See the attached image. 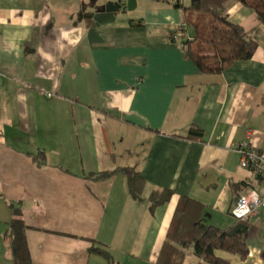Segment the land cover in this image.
<instances>
[{
    "label": "crops",
    "instance_id": "crops-1",
    "mask_svg": "<svg viewBox=\"0 0 264 264\" xmlns=\"http://www.w3.org/2000/svg\"><path fill=\"white\" fill-rule=\"evenodd\" d=\"M106 1L0 0V264H16L14 218L31 264H156L179 197L224 229L238 196L264 193L235 152L248 131L264 151V25L255 13L228 4L230 22L255 32L257 47L211 75L170 38L185 16L169 0H136L113 22L87 25L85 14ZM40 152L36 167L29 155ZM120 167L144 179L142 202L120 175L91 180ZM155 190L173 196L149 212ZM248 221V255H224L231 264H264V208Z\"/></svg>",
    "mask_w": 264,
    "mask_h": 264
},
{
    "label": "trees",
    "instance_id": "trees-1",
    "mask_svg": "<svg viewBox=\"0 0 264 264\" xmlns=\"http://www.w3.org/2000/svg\"><path fill=\"white\" fill-rule=\"evenodd\" d=\"M170 1V0H169ZM236 2L252 10L259 22L264 25V0H189L187 6L178 7L184 13L186 31L190 39L181 41L185 56L190 59L201 74H220L228 66L237 61L249 60L254 54L256 34L246 32L242 27L228 19V4ZM92 14L84 16L87 25H92ZM177 31L170 38L173 39ZM190 136H200V132L190 128ZM36 167L45 162L43 153L29 155ZM115 175L125 179L128 195L137 202H142L145 181L134 168L120 167L113 171L95 174L91 180L107 181ZM243 184H232V188ZM173 193L171 191H153L149 197V212L167 203ZM204 206L187 197H179L174 208L165 238L157 255L156 264H184L190 251L198 260V264H231L223 256L248 255L247 240L249 221L234 220L227 228L220 229L202 222ZM12 212L18 217L16 209ZM10 242L16 264H31L26 245L25 226L20 219L14 218L9 224ZM92 252L110 260L107 252L94 248ZM264 261V247L260 253Z\"/></svg>",
    "mask_w": 264,
    "mask_h": 264
},
{
    "label": "built area",
    "instance_id": "built-area-1",
    "mask_svg": "<svg viewBox=\"0 0 264 264\" xmlns=\"http://www.w3.org/2000/svg\"><path fill=\"white\" fill-rule=\"evenodd\" d=\"M189 0H170L173 6L184 7ZM186 25L179 24L176 27L175 36L179 41L190 39L187 35ZM50 97L49 94H47ZM251 132L248 131L246 141L240 143L235 148V152L240 155L239 165L254 174V176L264 182V151L257 150L250 143ZM264 208V193L254 190H248L244 194L237 197L236 202L230 210V216L234 220H247L253 216L258 209Z\"/></svg>",
    "mask_w": 264,
    "mask_h": 264
},
{
    "label": "water",
    "instance_id": "water-1",
    "mask_svg": "<svg viewBox=\"0 0 264 264\" xmlns=\"http://www.w3.org/2000/svg\"><path fill=\"white\" fill-rule=\"evenodd\" d=\"M136 6V0H109L104 2L92 17L96 25H105L114 21L117 14L131 11Z\"/></svg>",
    "mask_w": 264,
    "mask_h": 264
},
{
    "label": "rangeland",
    "instance_id": "rangeland-1",
    "mask_svg": "<svg viewBox=\"0 0 264 264\" xmlns=\"http://www.w3.org/2000/svg\"><path fill=\"white\" fill-rule=\"evenodd\" d=\"M188 4V2H186V5ZM225 254H223V256H224ZM190 255L189 254H187V256H186V259H185V264H190V257H189Z\"/></svg>",
    "mask_w": 264,
    "mask_h": 264
}]
</instances>
